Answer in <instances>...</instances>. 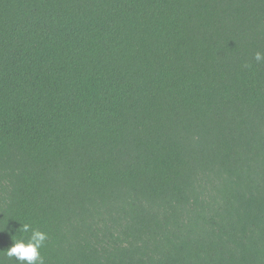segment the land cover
<instances>
[{"label": "trees", "instance_id": "1", "mask_svg": "<svg viewBox=\"0 0 264 264\" xmlns=\"http://www.w3.org/2000/svg\"><path fill=\"white\" fill-rule=\"evenodd\" d=\"M258 51L264 0H0V250L264 264Z\"/></svg>", "mask_w": 264, "mask_h": 264}, {"label": "clouds", "instance_id": "2", "mask_svg": "<svg viewBox=\"0 0 264 264\" xmlns=\"http://www.w3.org/2000/svg\"><path fill=\"white\" fill-rule=\"evenodd\" d=\"M255 60L264 61V53L256 52ZM4 229L5 227L0 228V231ZM19 230V235L12 236L11 246L0 250V256L14 257L18 264H44L40 250L48 240V233L32 228L28 223H24ZM25 234L29 235L25 236ZM0 264H4L2 259H0Z\"/></svg>", "mask_w": 264, "mask_h": 264}]
</instances>
